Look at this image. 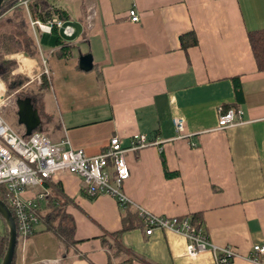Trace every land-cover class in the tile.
<instances>
[{
	"label": "crops",
	"instance_id": "obj_1",
	"mask_svg": "<svg viewBox=\"0 0 264 264\" xmlns=\"http://www.w3.org/2000/svg\"><path fill=\"white\" fill-rule=\"evenodd\" d=\"M55 5L68 12L63 21L71 34L29 24L39 61L23 50L15 55L23 74L39 77L47 70L48 85L34 101L43 132L87 155L113 134L123 147L137 133L154 143L125 152V205L105 193L87 194L74 173H54L47 187L65 201L69 232L39 222L16 245L12 264H216L209 248L187 254L181 233H146L138 208L187 215L212 243L237 252L227 264H264V253L258 262L248 258L254 243L264 244V69H257L246 34L264 27V0ZM36 31L55 32L62 42L41 43ZM190 31L196 42L183 47L181 36ZM66 44L68 56L58 55ZM84 54L88 69L79 58ZM218 105L241 108L242 121L219 127Z\"/></svg>",
	"mask_w": 264,
	"mask_h": 264
},
{
	"label": "built area",
	"instance_id": "obj_2",
	"mask_svg": "<svg viewBox=\"0 0 264 264\" xmlns=\"http://www.w3.org/2000/svg\"><path fill=\"white\" fill-rule=\"evenodd\" d=\"M21 3L25 6L29 24L33 28L49 31L55 26L64 34H71L72 27L65 24L62 19L56 16L46 20L33 18L28 12L27 0H21ZM127 12L131 20L138 18L134 8L128 9ZM42 72L46 73V68ZM0 84L1 109L8 100L1 79ZM217 110L219 127L232 125L243 119V110L239 107L218 105ZM173 123L179 128L180 118H174ZM62 142L52 141L46 133L39 130H31L29 134L24 135L21 129L11 126L0 112V191L14 220L16 245H23L39 223L38 211L49 194L47 185L54 173L58 171L74 173L81 178L87 194L105 193L114 197L120 204L128 203L130 200L121 190L122 181L128 176L125 152L128 149L154 143L145 139L143 134L137 133L132 135L130 145L123 147L118 136L113 134L99 152L87 155L80 148L62 146ZM158 148L160 149L159 146ZM138 210L146 225V233L154 228H166L181 233L186 239L185 252L189 255L209 248L216 264H227L237 254L230 245L212 243L202 227L192 223L187 215L166 216L153 214L142 208ZM261 253H264V244L254 243L248 258L258 262V254ZM42 264L53 263L42 261Z\"/></svg>",
	"mask_w": 264,
	"mask_h": 264
},
{
	"label": "trees",
	"instance_id": "obj_3",
	"mask_svg": "<svg viewBox=\"0 0 264 264\" xmlns=\"http://www.w3.org/2000/svg\"><path fill=\"white\" fill-rule=\"evenodd\" d=\"M27 9L31 17L40 20H46L49 17L56 16L62 20L68 18V12L59 6L51 4L48 0H27ZM191 31L181 36L182 46L194 44L196 38ZM247 39L252 51L255 65L258 70L264 69V27L248 30L246 32ZM188 35V38L186 37ZM57 43H61V39L56 37ZM68 45H61L57 50L58 55L68 56ZM20 50L25 51L30 57L39 60L38 49L34 36L31 32L28 17L26 14L25 6L21 0H1L0 2V77L6 81L8 87L16 89L15 95H30L32 102L37 99L38 94L42 93L44 88L47 87L48 81L46 75L41 72L39 81L35 84L34 88L28 90L24 87L25 76L16 70V61L13 57L14 54ZM235 91L237 90L236 77ZM23 84V85H22ZM27 85V84H26ZM35 106V105H34ZM20 125V124H19ZM33 130L42 131L40 125ZM23 134V130L21 129ZM45 133V132H44ZM163 162V159H162ZM163 165V170L166 175L171 174ZM0 199L7 205L3 193L0 191ZM46 201V202H45ZM45 203L39 208V222L42 223L43 228L52 232H59L67 234L69 227L67 224L71 221L70 216L64 212V200H58V196L53 194L47 195ZM123 203L121 205H125ZM8 206V205H7ZM9 207V206H8ZM42 209V210H41ZM0 222L3 225L2 232L0 233V259L7 245V225L1 217ZM14 255V254H13ZM13 257L11 260L12 264Z\"/></svg>",
	"mask_w": 264,
	"mask_h": 264
},
{
	"label": "water",
	"instance_id": "obj_4",
	"mask_svg": "<svg viewBox=\"0 0 264 264\" xmlns=\"http://www.w3.org/2000/svg\"><path fill=\"white\" fill-rule=\"evenodd\" d=\"M1 2V0H0ZM80 61L83 68H89L90 58L88 54L80 55ZM16 122L22 126L23 134L27 135L39 125L40 118L37 108L33 105L30 95L16 96ZM0 215L7 225V245L0 259V264H10L15 248V227L10 209L4 201L0 199Z\"/></svg>",
	"mask_w": 264,
	"mask_h": 264
},
{
	"label": "rangeland",
	"instance_id": "obj_5",
	"mask_svg": "<svg viewBox=\"0 0 264 264\" xmlns=\"http://www.w3.org/2000/svg\"><path fill=\"white\" fill-rule=\"evenodd\" d=\"M51 4L55 5V0H48ZM31 29V27H30ZM32 31V30H31ZM36 34L38 36V38L42 37V42L44 41L45 38H48V39H52L53 43H54V39L56 37V33L55 32H40V31H36ZM41 39V38H40ZM46 43H50L48 41H46ZM17 54V52L14 54V58H15V55ZM38 58H39V55H38ZM36 60V59H35ZM37 61V60H36ZM39 61V60H38ZM17 64V63H16ZM39 64V62H38ZM16 70L21 73L23 76H25V81H24V87L28 90L29 88H34L35 87V84L38 82V77H33V75L31 73H28L29 75L27 74H23L21 71H19L18 69V65H16ZM40 77V73L38 75ZM0 79L4 82V85H5V91H4V94L5 96H7V103L1 107V114L2 116L6 119V121L13 127H16L18 129H21L20 128V125L16 122V106H15V97L16 96H20V95H15V92H16V89H12L10 87H8V84L6 83V81L4 79H2L0 77ZM22 84V85H23ZM27 84V85H26ZM60 172V171H58ZM62 172V171H61ZM42 210V209H41ZM2 228H3V225L2 223L0 222V233L2 232ZM16 248H14V255H13V258L16 257L15 256V252H16Z\"/></svg>",
	"mask_w": 264,
	"mask_h": 264
}]
</instances>
